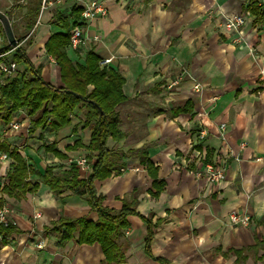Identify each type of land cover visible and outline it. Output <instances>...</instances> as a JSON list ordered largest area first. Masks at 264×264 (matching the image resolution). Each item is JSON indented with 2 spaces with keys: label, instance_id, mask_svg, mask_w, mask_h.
I'll return each mask as SVG.
<instances>
[{
  "label": "crops",
  "instance_id": "obj_1",
  "mask_svg": "<svg viewBox=\"0 0 264 264\" xmlns=\"http://www.w3.org/2000/svg\"><path fill=\"white\" fill-rule=\"evenodd\" d=\"M88 1L63 0L40 14L27 54L55 87L63 85L60 67L45 49L51 35L63 31L55 16L73 22L74 10ZM255 2L263 11L264 0H129L109 4L107 17L88 24L80 13L89 41L80 51L67 49L69 58L83 64L94 52L100 61L112 59L103 68L125 79L128 100L117 111L126 135L109 139L108 147L120 153L148 148L157 168L154 178L138 158L128 157L119 174L95 182L104 207L118 213L126 201L137 212L121 240L122 264H162L158 258L168 264H264V26L249 11ZM236 15L245 18L241 31H226L223 24ZM6 48L0 44V52ZM13 121L21 128L1 124L0 140L42 172L53 167L62 174L73 160L91 159L92 130L81 110L58 131L47 126L30 133L32 117L24 110ZM8 155L0 160V198L16 229L1 243L0 264H104L100 244L79 243L78 232L62 244L65 228H55L62 218L97 221L86 197L70 190L57 196L36 175L37 191L10 197L2 190L14 164ZM210 163L226 169L218 185L199 175ZM90 173L80 170L81 178ZM155 182L162 184L159 192ZM233 213L251 222L232 225ZM142 217L153 228V257ZM41 240L45 247L38 249Z\"/></svg>",
  "mask_w": 264,
  "mask_h": 264
},
{
  "label": "trees",
  "instance_id": "obj_2",
  "mask_svg": "<svg viewBox=\"0 0 264 264\" xmlns=\"http://www.w3.org/2000/svg\"><path fill=\"white\" fill-rule=\"evenodd\" d=\"M43 0H31L29 8L24 16L27 27L35 33L41 14ZM255 2L249 8L256 16L255 23L264 26V10L261 11ZM75 20L72 22L67 16L58 14L55 24L63 31L51 35L45 44L46 53L53 57L60 67L63 85L55 87L47 82L39 67L31 61L27 54V48L32 45L30 37L25 44L20 45L12 59L18 65H24L22 70L10 77L4 78L0 84V125L8 126L17 114L27 111L32 117L34 132L39 127H50L52 131H58L71 124L75 111L81 110L85 117V126L92 130L88 150L90 154L91 173L86 178H81L80 169L76 164L62 174L54 172L53 167H47L45 171L36 169L29 164L24 157L11 146L0 140V151L10 154L14 160L12 170L8 173L9 183L2 187L4 193L10 197H23L28 192L39 189L40 183H33V175L38 176L40 182L48 185L57 196L66 190L72 191L81 197H86L90 206L98 213V220L93 222L84 218H62L55 228H65L61 243L64 244L73 238L75 232L79 233V243L93 245L100 244L105 255L104 264H122L125 261L126 244L122 238L129 228L128 217L137 214L136 210L125 201L123 209L118 213L103 206V197L97 194L95 182L119 174L125 167L124 158L136 157L145 166L149 174L156 178L157 168L149 158L148 148L118 152L108 147L109 139L121 141L125 133L121 130V119L117 108L128 100L124 93L125 79L113 69L102 68L100 58L89 52L85 63H75L68 55L67 48L70 43V30L79 25L80 9L74 10ZM11 20V18H10ZM14 30V27H13ZM4 29L0 22V33ZM24 39L19 40V43ZM13 46L7 47L4 52L11 51ZM3 58H0V62ZM1 77V75H0ZM183 109H178L177 112ZM76 143L74 148L79 147ZM47 151L57 152L55 146L48 145ZM95 158V161L92 159ZM158 192L162 184H157ZM5 206V201L0 198V209ZM148 223V236L146 251L151 257V243L153 228L151 222L142 217ZM15 226H0V246L5 243V238L15 230ZM244 251V250H243ZM243 251H236L238 256ZM162 264H168L163 259H156Z\"/></svg>",
  "mask_w": 264,
  "mask_h": 264
},
{
  "label": "built area",
  "instance_id": "obj_3",
  "mask_svg": "<svg viewBox=\"0 0 264 264\" xmlns=\"http://www.w3.org/2000/svg\"><path fill=\"white\" fill-rule=\"evenodd\" d=\"M76 1H83V0H76ZM129 0H90L83 4L81 10V17L85 24L93 21L98 17H107L109 13V4L111 3H126ZM63 0H43L42 1V8L41 13L45 10L53 7L57 4L62 3ZM245 24V18L241 15H236L232 18H229L223 24V28L228 32H240L242 27ZM25 40V39H24ZM99 37H95L94 41H99ZM89 41V37L85 35L83 25H77L73 27L70 31V43L68 45L69 50L73 51H80L84 46L87 45ZM2 43V34L0 33V44ZM24 42L22 41L19 43V46L22 45ZM17 48L13 47L11 51L8 52H0V58L3 60L0 62V84L4 83V78L10 77L15 75L19 70V65L13 61L12 55L15 53ZM11 55V57H10ZM112 59H104L100 61V66L106 67L111 63ZM198 88V86H197ZM10 127L13 130H19L21 125L19 122H11ZM221 130H226V124L221 125ZM199 136L201 138L206 137V131L200 130ZM9 159L8 153H0V160L7 161ZM72 164H76L81 172L87 173L92 170L91 163L86 158H80L77 160H73ZM200 176H206L211 183L213 184H220L223 182L226 177V169L224 167H217L214 164H206L204 169L199 173ZM230 223L235 226H247L251 222V218L247 214H238L233 213L229 217ZM14 225V222L10 219V209L7 205H5L2 209H0V226L8 227ZM37 248L42 249L45 247V241L41 240L37 243Z\"/></svg>",
  "mask_w": 264,
  "mask_h": 264
},
{
  "label": "rangeland",
  "instance_id": "obj_4",
  "mask_svg": "<svg viewBox=\"0 0 264 264\" xmlns=\"http://www.w3.org/2000/svg\"><path fill=\"white\" fill-rule=\"evenodd\" d=\"M30 1L31 0H0V12L6 14L9 19L11 18L10 21L12 27H14L15 36L18 41L25 39L23 41L24 44L28 38L31 37L34 38V40L36 38V35L32 34V31L27 27L26 20L24 19L27 9L29 8L30 5ZM37 27L39 28V26ZM1 34H2V43H4V45L7 47L11 46V43L9 42L6 36L5 31L4 33L1 31ZM23 68L24 65L21 64L19 66V70H22Z\"/></svg>",
  "mask_w": 264,
  "mask_h": 264
},
{
  "label": "water",
  "instance_id": "obj_5",
  "mask_svg": "<svg viewBox=\"0 0 264 264\" xmlns=\"http://www.w3.org/2000/svg\"><path fill=\"white\" fill-rule=\"evenodd\" d=\"M0 22L2 23L6 36L9 42L11 43V46L18 48L19 41L17 40L15 36L11 21L8 18V16L2 12H0Z\"/></svg>",
  "mask_w": 264,
  "mask_h": 264
}]
</instances>
